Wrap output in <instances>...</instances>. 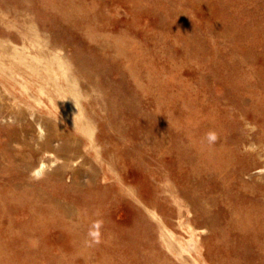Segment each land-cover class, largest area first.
Returning a JSON list of instances; mask_svg holds the SVG:
<instances>
[{
  "label": "rangeland",
  "instance_id": "obj_1",
  "mask_svg": "<svg viewBox=\"0 0 264 264\" xmlns=\"http://www.w3.org/2000/svg\"><path fill=\"white\" fill-rule=\"evenodd\" d=\"M263 35L264 0H0V264H264Z\"/></svg>",
  "mask_w": 264,
  "mask_h": 264
},
{
  "label": "bare ground",
  "instance_id": "obj_2",
  "mask_svg": "<svg viewBox=\"0 0 264 264\" xmlns=\"http://www.w3.org/2000/svg\"><path fill=\"white\" fill-rule=\"evenodd\" d=\"M187 32H188V31H187ZM263 36H264V35H263ZM253 42H254V41H253ZM111 45H112V44H111ZM111 45H110V46H111ZM131 45H132V44H131ZM253 45H254V44H253ZM254 46H255V45H254ZM128 48H129V47H128ZM128 48H127V52H128ZM120 50H121V49H120ZM132 50H134V49H132ZM136 50H137V49H136ZM150 50H151L150 52H152V49H150ZM123 52H124V51H123ZM148 52H149V51H148ZM153 52H154V51H153ZM130 53H131V52H130ZM122 55H124V53H123ZM131 55H132V54H131ZM124 56H125V55H124ZM141 56H142V55H141ZM131 57H132V56H131ZM151 58L153 59V57H151ZM160 59H161V58H160ZM174 60H175V59H174ZM145 61H146V60H145ZM175 61L177 62V60H175ZM145 63H146V62H145ZM150 65H151V63H150ZM180 65H181V64H180ZM181 66H183V65H181ZM150 69H151V68H150ZM152 69H153V68H152ZM178 69H179V68H178ZM182 69H183V68H182ZM187 70H189V69H187ZM150 71H152V70H150ZM150 71H149V73H151ZM171 71H172V70H171ZM149 73H148V74H149ZM189 74L191 75V73H189ZM179 75H180V74H179ZM147 76H148V75H147ZM149 76L154 77L155 75L152 76V75L150 74ZM99 77H100V76H98V78H99ZM151 77L148 78V79H151ZM189 78H190V77H189ZM91 79H92V78H91ZM99 79H100V78H99ZM154 79H155V78H154ZM100 80H101V79H100ZM151 80H152V79H151ZM151 80H150V81H151ZM156 80H157V79H156ZM190 80H191V79H190ZM195 80H196V79H195ZM96 81H97V80H96ZM174 81H175V80H174ZM152 82H154V81H152ZM155 82H156V81H155ZM180 82H182V81H180ZM180 82H177V83H180ZM97 83H100L99 80H98ZM104 83H105V81H104ZM186 83H187V81L185 82V84H186ZM180 84H183V82L180 83ZM150 85H151V84H150ZM183 85H184V84H183ZM186 85H187V84H186ZM160 86H161V85H160ZM188 86H190V84H188ZM178 87H179V86H178ZM182 87H183V86H182ZM172 88H173V87H172ZM180 88H181V87H180ZM184 88H185V85H184ZM154 89H156V88H154ZM159 89H160V88H159ZM163 89L166 91V88L163 87ZM185 89L187 90V88H185ZM185 89H184V90H185ZM176 90H177V89L175 88V91H176ZM180 90H181V89H180ZM184 90H183V91H184ZM157 91H160V90H157ZM172 91H173V90H172ZM175 91H174V93H175ZM183 91H182V92H183ZM187 92H188V91H187ZM178 93H179V91H178ZM190 93L192 94V92H190ZM190 93H189V94H190ZM194 93H195V92H194ZM168 95H169V94H168ZM170 95H172V94H170ZM181 95H182V94H181ZM187 95H188V94H187ZM192 95H193V94H192ZM195 95H196V94H195ZM199 95H200V94H199ZM160 96H161V98H162V95H160ZM163 96H164V95H163ZM196 97H197V96H196ZM164 98H165V96H164ZM188 98H189V97H188ZM193 98H194V97H193ZM199 100H200V99H199ZM180 101H181V100H180ZM124 102H126V101H123V103H124ZM200 102H201V100H200ZM204 102H205V101H204ZM180 103H181V102H180ZM125 104H126V103H125ZM181 104H182V103H181ZM123 105H124V104H123ZM205 108H206V106L204 107V109H205ZM182 109H183V108H182ZM184 110H185V109H184ZM206 110H208V109H206ZM211 110H212V109H211ZM182 111H183V110H182ZM185 112H186V111H185ZM201 122H202V121H201ZM209 124H210V123H209ZM191 126H192V124H191ZM206 126H207V125H206ZM197 130H198V129H197ZM202 131H203V130H202ZM196 132H197V131H196ZM194 134H195V133H194ZM208 134H209V133H208ZM200 135H201V134H200ZM200 135H198V136H200ZM190 136H191V135H190ZM198 136H197V138H198ZM201 136H203V135H201ZM50 137L53 138V136H50ZM192 138H193V137H192ZM196 140H197V139H196ZM196 140H195V141H196ZM3 143H4V142H3ZM3 145H4V144H3ZM204 145H205V144H204ZM209 145H210V144H209ZM4 146L7 147L6 145H4ZM199 146H200V145H199ZM201 146H202V144H201ZM5 147H4V148H5ZM203 147H204V146H203ZM203 147H202V148H203ZM200 148H201V147H200ZM207 148H209V147H207ZM211 149H212V148H211ZM216 149H217V148H216ZM216 149H215V150H216ZM2 150H3V148H2ZM2 150H0V152H3ZM8 151L11 152V150H8ZM8 151H7V152H8ZM211 151H212V150H211ZM10 152H8V153H10ZM15 152H16V151H15ZM120 152H121V151H120ZM216 152H217V150H216ZM218 152H219V151H218ZM4 153L6 154V152H3V154H4ZM16 153H17V152H16ZM213 153H214V152H213ZM13 154H14V152H13ZM20 154H21V152H20ZM206 154H207V153H206ZM16 155H17V154H16ZM22 155H25V153H24V154L22 153ZM121 155H122V154H121ZM203 155H204V154H203ZM207 155H208V154H207ZM219 155H220V153H219ZM227 155H228V154H227ZM2 156L4 157L5 155H2ZM20 156H21V155H20ZM210 156H211V155H210ZM210 156H209V157H210ZM220 157H221V156H220ZM10 158H11V157H10ZM10 158H9V159H10ZM207 158H208V156H207ZM223 158H224V157H223ZM5 159H6V158H5ZM7 159H8V158H7ZM24 159H25V158H24ZM208 159H209V158H208ZM210 159H211V158H210ZM226 159H227V158H226ZM1 161H2V160H1ZM6 161H7V160H6ZM6 161H5V162H6ZM8 161H11V160H8ZM222 162H223V161H222ZM224 162H225V159H224ZM227 162H228V159H227ZM10 163H11V162H10ZM10 163H9V164H10ZM17 163H19V162L17 161ZM1 164H2V163H1ZM5 165H6V164H5ZM10 165H12V164H10ZM10 165H9V166H10ZM7 166H8V165H7ZM15 166H16V165H15ZM229 166H230V165H229ZM5 167H6V166H5ZM12 167H13V166H12ZM42 167H43V166H42ZM225 167H226V166H225ZM8 168H9V167H8ZM13 168H15V167H13ZM219 168H220V166H219ZM222 168H223V166H222ZM18 169H19V168H18ZM12 170H13V169H12ZM15 170H17V169L15 168ZM9 171H10V170H9ZM19 171H20V170H19ZM19 171H18V172H19ZM26 171H27V170H26ZM40 171H41V170H40ZM15 172H16V171H15ZM219 172H220V171H219ZM9 173H10V172H9ZM9 173H8V174H9ZM12 173H13V171H12ZM28 173H29V172H28ZM36 173H37V171H36ZM209 173H210V172H209ZM10 174H11V173H10ZM20 174H21V173H20ZM24 174H25V173H24ZM38 174H39V173H38ZM22 175H23V173H22ZM25 176H26V175H25ZM12 178H13V177H12ZM7 179H8V178H7ZM4 184L7 185L8 183H5V182H4ZM62 184H63V183H62ZM62 184H61V185H62ZM9 185H10V184H9ZM13 185H15V184H13ZM63 185H64V184H63ZM21 186H22V185H21ZM12 187H13V186H12ZM4 188H5V187H4ZM15 188H17V187H14L13 189H15ZM20 188H21V187H20ZM24 188H25V187H24ZM38 188H39V187H38ZM42 188H43V187H42ZM64 188H65V187H64ZM66 188H68V187H66ZM13 189H11V191H12ZM3 190H4V189H3ZM27 190H29V189H27ZM54 190H55V188H54ZM67 190H68V189H66V191H67ZM69 190H70V189H69ZM69 190H68V191H69ZM14 191H15V190H14ZM14 191H13V193H15L16 191H18V189H17L15 192H14ZM89 191H90V190H89ZM18 192H19V191H18ZM22 192H24V191H22ZM22 192H21V193H22ZM28 192H29V191H28ZM28 192H26V193H28ZM43 192H45V191L43 190ZM93 192H95V191H93ZM93 192H92V193H93ZM30 193H31V192H30ZM51 193H52V192H51ZM62 193H63V192H62ZM96 193H97V192H96ZM107 193H108V192H107ZM9 194H10V191H9ZM37 194H38V193H37ZM47 194H48V193H47ZM56 194H57V193H56ZM59 194H60V192H59ZM104 194H106V193H104ZM15 195H16V193H15ZM22 195H23V193H22ZM39 195H40V194H39ZM42 195H43V194H42ZM110 195H111V194H110ZM7 196H8V195H7ZM9 196H10V195H9ZM18 196H19V194H18ZM31 196H32V195H31ZM62 196H63V195H62ZM95 196L97 197L96 194H95ZM95 196H94V197H95ZM98 196H99V195H98ZM104 196H106V195H104ZM3 197H4V196H3ZM3 197H2L1 199H3ZM5 197H6V196H5ZM16 197H17V195H16ZM16 197H14V198H16ZM24 197H25V198H24ZM24 197H23V198H24L25 201H26V198H27L28 196H27V197L24 196ZM29 197H30V196H29ZM35 197H36V196H35ZM46 197H47V195H46ZM53 197H54V196H53ZM57 197H58V195H57ZM115 197H116V195H115ZM117 197H118V196H117ZM7 198H8V197H7ZM14 198H13V199H14ZM17 198H18V197H17ZM49 198H50V197H49ZM100 198H101V197H100ZM100 198H99V199H100ZM103 198H104V197H103ZM112 198H113V197H112ZM112 198H110V199L112 200ZM1 199H0V200H1ZM18 199H19V198H18ZM27 199H28V198H27ZM37 199H38V198H37ZM42 199H43V198H42ZM105 199H106V198H105ZM105 199H104V200H105ZM107 199H108V198H107ZM116 199H117V198H116ZM19 200H20V199H19ZM49 200H50V199H49ZM92 200H93V199H92ZM100 200H101V199H100ZM111 200H110V201H111ZM1 201H2V200H1ZM3 201H4V200H3ZM21 201H22V200H21ZM25 201H24V202H25ZM28 201H30V200H28ZM28 201H27V202H28ZM38 201H39V200H38ZM116 201H117V200H116ZM42 202H43V201H42ZM57 202H58V200H57ZM101 202H102V201H100V203H101ZM106 202H108V201H106ZM112 202H113V200H112ZM12 203H13V201H12ZM31 203H32V202H31ZM93 203H95V202H93ZM4 204H6V203H4ZM56 204H57V203H56ZM58 204H59V202H58ZM101 204H102V203H101ZM1 205H2V204H1ZM10 205H11V204H10ZM29 205H30V203H29ZM47 205L49 206V205H51V204H47ZM52 205H53V203H52ZM52 205H51V206H52ZM110 205H112L111 202H110ZM2 206H5V205H2ZM32 206L35 207L34 204H33ZM32 206H31V207H32ZM38 206H39V205H38ZM40 206H42V205H40ZM43 206H45V205H43ZM51 206H50V207H51ZM53 206H54V205H53ZM11 207H13V206L11 205ZM15 207H16V206H15ZM15 207H14V209H16ZM17 207H18V206H17ZM22 207H23V206H22ZM36 207H37V206H36ZM61 207H62V206H61ZM78 207H80V204H79ZM92 207H93V206H92ZM0 208H1V207H0ZM4 208H5V207H4ZM19 208H20V206H19ZM19 208H18V209H19ZM40 208H45V207H40ZM46 208H47V207H46ZM53 208H54V207H53ZM80 208H81V207H80ZM139 208H140V207H139ZM2 209H3V208H2ZM14 209H13V210H14ZM38 209H39V208H38ZM48 209H49V208H47V210H48ZM78 209H79V208H78ZM98 209H99V208H98ZM5 210H6V209H5ZM33 210H34V208H33ZM54 210H55V209H54ZM82 210H83V208H82ZM148 210H149V209H148ZM0 211H1V210H0ZM3 211H4V210H3ZM59 211H60V210H58V212H59ZM89 211H90V210H89ZM89 211H88V212H89ZM141 211H142V210H141ZM35 212H36V214H39V212H37L36 209H35ZM46 212H47V211H46ZM49 212H51V211H49ZM52 212H53V211H52ZM61 212H62V211H61ZM76 212H77V211H76ZM2 213H4V212H2ZM5 213H6V212H5ZM9 213H11V212H9ZM31 213H32V211H31ZM44 213H45V212H44ZM47 213H48V212H47ZM53 213H54V212H53ZM53 213L48 214V216H49V215H52ZM62 213H64V212H62ZM62 213H61V215H62ZM89 213H91V211H90ZM93 213H94V211H93ZM144 213H145V212H144ZM6 214H7V213H6ZM13 214H14V213H13ZM64 214H65V213H64ZM94 214H96V212H95ZM136 214H137V213H136ZM45 215H46V213H45ZM83 215H84V213H83ZM89 215H90V214H89ZM52 216H56V215L54 214V215H52ZM65 216H66V214H65ZM70 216H71V215H70ZM73 216H74V215H73ZM85 216H86V215H85ZM85 216H84V217H85ZM98 216H99V215H98ZM13 217H14V216H13ZM30 217H31V216H30ZM32 217H37V216H34V215H33ZM56 217H57V216H56ZM56 217H55V218H56ZM61 217H62V216H61ZM61 217H60V218H61ZM37 218H38V217H37ZM48 218H49V217H48ZM50 218H51V217H50ZM62 218H63V217H62ZM62 218H61V221H64L63 219H65V218H63V219H62ZM97 218H100V217H97ZM263 218H264V216H263ZM28 219H29V217H28ZM58 219H59V218H58ZM80 219H82V218L80 217ZM88 219H89V218H88ZM9 220H10V219H9ZM23 220H24V219H23ZM56 220H57V219H56ZM65 220H66V219H65ZM102 220H103V219H102ZM5 221H6V220H5ZM25 221H26V220H25ZM70 221H71V220H70ZM97 221H98V220H97ZM33 222H35V221L33 220ZM37 222H38V221H37ZM37 222H35V223H37ZM58 222H59V221H58ZM67 222H68V221H67ZM5 223H6V222H5ZM10 223H11V222H10ZM71 223H72V222H71ZM76 223H77V222H76ZM80 223H82V221H80L78 224H80ZM84 223H87V222L85 221ZM89 223H90V222H89ZM94 223H95V222H94ZM8 224H9V223H8ZM8 224H7V225H8ZM24 224H25V223H24ZM64 224H65V223H64ZM64 224H63V225H64ZM66 224H67V223H66ZM69 224H70V223H69ZM69 224H67V227H68ZM2 225H3V224H2ZM38 225H39V224H38ZM38 225H36V226H38ZM82 225H83V224H82ZM88 225H89V224H88ZM3 226H4V225H3ZM5 226H6V224H5ZM8 226H10V225H8ZM8 226H6V229H7ZM64 226H65V225H64ZM70 226H72V225H70ZM92 226H93V225H92ZM100 226H101V224H100ZM39 227H42V226H39ZM65 227H66V226H65ZM74 227H76V225H75ZM74 227H73V229H74ZM84 227H85V226H84ZM89 227H90V226H89ZM97 227L100 228L99 225H98ZM44 228H45V227H44ZM92 228H93V227H92ZM15 229H16V226H15ZM41 229H42V228H41ZM70 229H71V228H70ZM101 229H102V228H101ZM106 229H107V228H106ZM77 230H78V229H76L75 231H77ZM83 230H84V229H83ZM90 230H91V229H90ZM87 231L89 232V230H87ZM4 232H5V231H4ZM6 232H8V231H6ZM30 232H31V231H30ZM33 232H34V231H33ZM72 232H73V231H70V233H72ZM84 232H85V231H84ZM10 233H11V234H10ZM10 233H9V234L12 235V232H10ZM20 233H23V232H20ZM25 233H26V232H25ZM27 233H28V232H27ZM74 233H75V232H74ZM74 233H73V234H74ZM79 233H81L80 230H79ZM1 234H2V233H1ZM31 234H33V233H31ZM84 234H85V233H84ZM86 234H87V233H86ZM86 234H85V235H86ZM105 234H106V232H105ZM149 234H150V233H149ZM21 235H23V234H21ZM87 235H88V234H87ZM108 235H109V234H108ZM112 235H114V234H112ZM2 236H3V235H1V237H2ZM13 236H14V235H13ZM13 236H12V237H13ZM23 236H24V235H23ZM72 236H73V235H72ZM83 236H84V235H83ZM101 236L103 237V235H101ZM150 236H151V234H150ZM6 237H9L8 233H7ZM6 237H5V238H6ZM16 237H17V236H16ZM16 237H14L12 241H14V239H15ZM39 237H42V236H39ZM88 237H91V238H92V237H94V236H93V234H92V236L90 235V236H88ZM107 237H108V236H107ZM115 237H116V236H114V241H115ZM130 237H131V236H130ZM2 238H4V237H2ZM10 238H11V237H10ZM10 238H9V240H10ZM42 238H43V237H42ZM99 238H100V237H99ZM105 238H106V237H105ZM17 239H18V238H17ZM40 239H41V238H40ZM44 239H45V238H44ZM74 239H75V238H74ZM9 240H8V241H9ZM24 240H25V239H24ZM75 240H77V239H75ZM82 240H83V239H82ZM89 240H90V238H89ZM89 240H88V239H87V240H84V242H85V241L87 242L88 247H86V248H89V249H90V247H89V244H90V243H88ZM94 240H95V239H94ZM98 240H99V239H98ZM98 240H97V241H98ZM4 241H5V243L7 242V240H5V239H4ZM19 241H20V239H19ZM72 241H74V240H72ZM97 241H96V242H97ZM10 242H11V240H10ZM20 242H21V241H20ZM43 242H44V241H43ZM74 242H75V241H74ZM91 242H92V241H91ZM101 242H102V241H101ZM103 242H104V241H103ZM109 242H110V241H109ZM12 243H13V242H12ZM44 243H46V242H44ZM78 243H80V242H78ZM98 243H99V242H98ZM98 243H97V245H100V243H99V244H98ZM111 243H112V241H111ZM111 243H109V244L111 245ZM7 244H8V243H7ZM7 244H6V248H7ZM81 244H82V243H81ZM95 244H96V243H95ZM109 244H108V245H109ZM126 244H127V243H126ZM4 245H5V244H4ZM10 245H12V244H10ZM13 245H14V244H13ZM13 245H12V246H13ZM73 245H74V244H73ZM87 245H85V246H87ZM110 245H109V246H110ZM133 245H134V244H133ZM1 246H2V245H1ZM12 246H10V247H12ZM15 246H16V245H15ZM39 246H42V243H40ZM43 246L45 247V245H43ZM85 246H84V244H83V247H85ZM105 246H106V244H105ZM111 246H112V245H111ZM114 246H115V245H114ZM2 247H3V246H2ZM99 247H100V246H99ZM134 247H135V246H134ZM8 248H9V246H8ZM13 248H14V247H13ZM38 248H39V247H38ZM42 248H43V247H42ZM74 248H75V247H74ZM77 248L79 249V247H77ZM141 248H142V246H141ZM2 249H3V248H2ZM16 249H17V248H16ZM136 249H137V248H136ZM44 250H45V249H44ZM83 250H85V249H83ZM86 250H88V249H86ZM104 250H105V249H104ZM12 251H13V250H12ZM75 251H76V250H75ZM75 251H74V253H76ZM101 251L103 252V250H101ZM109 251H110V250H109ZM114 251H115V250H114ZM137 251H138V250H137ZM5 252H6V251H5ZM14 252H15V251H14ZM14 252H12V253H14ZM39 252H40V251H39ZM44 252H45V251H44ZM44 252H43V253H44ZM83 252H84V251H83ZM84 253H86V252H84ZM87 253H88V251H87ZM89 253H90V252H89ZM8 254H9V253H7V255H8ZM26 254H28V253H26ZM37 254H38V253H37ZM46 254H47V253H46ZM82 254H83V253H82ZM91 254H93V253H91ZM134 254H135V253H134ZM136 254H137V253H136ZM156 254H157V253H156ZM11 255H12V254H11ZM28 255H29V254H28ZM75 255H77V254H75ZM86 255H87V254H85V257H87ZM89 255H90V254H89ZM97 255H98V254H97ZM111 255H112V254H111ZM117 255H118V254H117ZM150 255H151V254H150ZM150 255H149V256H150ZM15 256H16V254H15ZM32 256H33V254H32ZM37 256H38V255H37ZM78 256H80V255H78ZM78 256H77V258H78ZM91 256H92V255H91ZM93 256H94V255H93ZM99 256H100V255H99ZM147 256H148V255H147ZM151 256L153 257V255H151ZM151 256H150V257H151ZM13 257H14V256H13ZM13 257H12V258H13ZM112 257H113V256H112ZM123 257H125V256H123ZM14 258H15V257H14ZM31 258H32V257H31ZM96 258H98V257H96ZM102 258H103V257H102ZM147 258H148V257H147ZM154 258H155V255H154ZM157 258H159V257H157ZM22 259H23V258H22ZM26 259H27V258H26ZM92 259L95 260V257H94V258L92 257ZM121 259H122V258H121ZM133 259H134V258H133ZM152 259H153V258H152ZM162 259H163V258H162ZM35 260L37 261V259H35ZM86 260H87V259H86ZM103 260H104V259H103ZM103 260H102V261H103ZM149 260H150V259H149ZM0 261H1V260H0ZM4 261H6V259H5ZM16 261H17V260H16ZM97 261L99 262L98 259H97ZM138 261H139V259H138ZM140 261H141V260H140ZM142 261H143V260H142ZM146 261H147V260H146ZM146 261L144 262L145 264H146ZM163 261H164V260H163ZM9 262H10V261H9ZM9 262H8V263H9ZM25 262H27V261H25ZM28 262H29V261H28ZM74 262H75V261H74ZM76 262H77V261H76ZM91 262H92V260H91ZM117 262H119V261H117ZM128 262H129V261H128ZM155 262H156V261H155V259H154L153 263H155ZM159 262H160V261H159ZM165 262H166V261H165ZM29 263H31V262H29ZM33 263H34V262H33ZM72 263H73V262H72ZM102 263H104V262H102ZM144 263H143V264H144ZM150 263H151V262H150ZM162 263H163V262H162ZM10 264H11V263H10ZM39 264H40V263H39ZM73 264H75V263H73ZM93 264H94V263H93ZM96 264H97V263H96ZM127 264H128V263H127Z\"/></svg>",
  "mask_w": 264,
  "mask_h": 264
}]
</instances>
